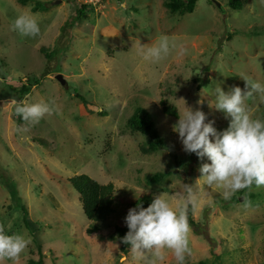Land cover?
Listing matches in <instances>:
<instances>
[{
  "label": "rangeland",
  "instance_id": "rangeland-1",
  "mask_svg": "<svg viewBox=\"0 0 264 264\" xmlns=\"http://www.w3.org/2000/svg\"><path fill=\"white\" fill-rule=\"evenodd\" d=\"M166 1L126 0L127 7L121 8L124 0H105L99 10L89 5L88 17L71 28L75 1L33 11L34 0H0V93L8 90L6 83L20 88L25 82L32 85L22 101L53 106L38 123L24 125L15 114V99L0 94V172L17 179L30 215L41 226L36 237L25 228L0 182V226L8 234L31 238L17 261L0 264L40 259L42 264H176L171 250H165L163 262L153 253H124L114 229L126 225L136 199L183 191L184 184L193 185L201 176V163L209 162L184 151L173 130L179 115L166 114L161 100L178 114L185 104L200 108L223 130L230 118L214 107L215 86L244 89L242 77L264 84V0H244L239 10L229 0H198L194 12L183 16L171 13ZM24 13L38 18L39 36L21 37L12 30L14 19ZM115 17L124 19L122 35L102 34L100 29ZM163 37L170 42L167 56L152 62L138 54L140 43L154 46ZM180 46L186 49L183 56L177 54ZM60 74L66 85L57 79ZM76 94L90 104L84 106ZM138 106L152 114L166 139L162 149L147 155L141 151L147 138L126 125ZM246 106L253 118L264 119L259 94ZM19 125L28 131L18 134ZM83 173L115 187V211L100 232H88L91 221L80 194L66 181ZM156 173L163 174L161 180L148 182ZM242 190L235 192L240 202H233L224 200L215 185L205 189L208 202L191 213L204 222L206 236L191 228L185 264H264V186ZM253 192L254 199L245 197Z\"/></svg>",
  "mask_w": 264,
  "mask_h": 264
},
{
  "label": "clouds",
  "instance_id": "clouds-1",
  "mask_svg": "<svg viewBox=\"0 0 264 264\" xmlns=\"http://www.w3.org/2000/svg\"><path fill=\"white\" fill-rule=\"evenodd\" d=\"M120 7H126V0ZM12 30L21 37H37L41 32L38 18L31 13L18 15L12 22ZM137 52L144 60L157 62L169 54L170 42L163 37L154 46L145 47L140 43ZM185 53L186 49L180 46L177 54L183 56ZM242 78L244 89L230 86L225 91L220 84L214 88L215 109L230 118L226 129L218 130L215 122L200 108L193 109L185 104L183 112L178 114L173 130L178 133L184 151L194 153L201 161L207 158L209 162L201 163V176L193 185L184 184L183 191H176L170 197L155 195L147 207L140 203L128 210L124 218L128 231L120 240L137 256L153 253L156 261L163 262L165 250H171L176 264H185L186 255L190 253L191 232L187 212L189 208L195 210L208 202L206 188L215 185L223 190V199L229 200L237 191L253 185L264 186V119L253 118L246 106V100L256 94L264 100V84ZM12 103L24 125L38 123L53 111L52 104L46 102L33 103L25 99ZM24 125L17 126L18 134L28 131ZM30 243V237L8 234L0 226V262L17 261Z\"/></svg>",
  "mask_w": 264,
  "mask_h": 264
},
{
  "label": "trees",
  "instance_id": "trees-1",
  "mask_svg": "<svg viewBox=\"0 0 264 264\" xmlns=\"http://www.w3.org/2000/svg\"><path fill=\"white\" fill-rule=\"evenodd\" d=\"M28 1L30 0H20V2L23 4H26ZM69 1H75L74 4L76 5L75 10L73 11V16L76 19H74L75 22H73V25L70 26L72 28L75 23H78L88 17L87 10L89 5L83 3L81 0H79L81 2L80 6L77 4V0H69ZM197 1L198 0H167L165 2V6L171 13H175L183 16L187 13L194 12ZM244 2H245L244 0H229L230 6L235 10L242 9L244 6ZM34 3L35 4L33 6L34 9L33 11H37L39 9L43 10L45 9V5L53 4L51 0L50 1L34 0ZM136 10L138 11V8H136ZM41 50L50 52V50L49 49L47 50L45 46H42ZM20 82L22 83V81ZM24 83L22 84V86H20V88L15 87L13 84L6 83L8 90L2 92L3 94H5L3 98H11L17 101H22L23 97L30 92V86L32 85L29 83L30 85L27 86ZM76 96L80 97L83 100L84 106L90 104L89 102H87L84 96H81L80 94H76ZM161 104L163 107V111L166 114L172 116L178 115L176 107L169 105L166 99L161 100ZM18 119L19 121L23 122L19 117ZM126 125L131 130V132L141 133L147 138L145 143L141 145V151L143 152V154L147 155L159 151L165 146L166 139L164 136H162L160 129L157 126L156 121L154 120L152 114L146 108L142 106L136 107L134 113L127 119ZM154 175L153 177L148 179V182L150 181L159 182L163 176L162 173H156ZM66 181H68L80 194L84 213L87 216L88 220L91 221V225L88 228V232L89 233H93L95 231L100 232L102 222H105L107 218L110 216V214H112L115 211L114 200H113L115 187L113 183L101 184L97 180L89 176L88 174H84V173L70 177ZM0 182L8 190L14 207L17 210H19L20 213L22 214V219L24 225L26 226L25 228L27 230H30V232L36 237L41 226L40 223L37 220H34L30 215L29 207L26 201H24V198L21 196V193L19 191L17 185V179L16 178L13 179L11 175H8L7 172L1 171ZM240 192H241L240 194L244 193L243 190H241ZM238 194L239 193H234L232 195L231 200L233 202H240ZM255 196L256 195L254 192L245 194V197H248L250 199H254ZM153 198H154L153 193L144 194L142 197L135 200L133 206L135 207L137 206V204L142 203L144 207H147L151 203ZM187 217L190 227L192 228L194 233L198 235L206 236L204 234L206 232L202 230V224L204 222H199L195 218H193V215L191 213V208L188 209ZM127 231L128 228L126 225L124 226L117 225L114 229L115 237L124 253H128L130 248L128 245L122 243L120 238L123 237L127 233ZM212 239L213 236L210 235L208 237V240L211 241ZM34 242L38 245L39 249L41 250L42 245L40 243V240L35 238ZM29 262L30 264H42L43 260L42 259L38 261L29 260ZM199 263L205 264V262L203 261H200Z\"/></svg>",
  "mask_w": 264,
  "mask_h": 264
},
{
  "label": "crops",
  "instance_id": "crops-1",
  "mask_svg": "<svg viewBox=\"0 0 264 264\" xmlns=\"http://www.w3.org/2000/svg\"><path fill=\"white\" fill-rule=\"evenodd\" d=\"M143 6L144 5H142V7ZM126 7H127V5H126ZM115 18H116V21L114 19H111L109 21V24L106 27L100 29V32L102 34H104L106 36H111V37H115V36L120 37L122 35L121 31H123L122 27H123L124 19L117 18V17H115Z\"/></svg>",
  "mask_w": 264,
  "mask_h": 264
},
{
  "label": "built area",
  "instance_id": "built-area-1",
  "mask_svg": "<svg viewBox=\"0 0 264 264\" xmlns=\"http://www.w3.org/2000/svg\"><path fill=\"white\" fill-rule=\"evenodd\" d=\"M83 3L93 6L96 9L102 6L104 0H81Z\"/></svg>",
  "mask_w": 264,
  "mask_h": 264
},
{
  "label": "water",
  "instance_id": "water-1",
  "mask_svg": "<svg viewBox=\"0 0 264 264\" xmlns=\"http://www.w3.org/2000/svg\"><path fill=\"white\" fill-rule=\"evenodd\" d=\"M62 2V0H56L55 2H54V4H59V3H61ZM57 79L63 84V85H66V79L64 78V76L63 75H57Z\"/></svg>",
  "mask_w": 264,
  "mask_h": 264
}]
</instances>
